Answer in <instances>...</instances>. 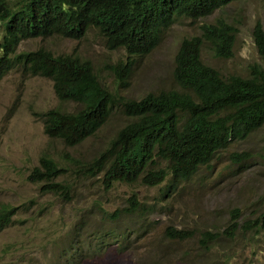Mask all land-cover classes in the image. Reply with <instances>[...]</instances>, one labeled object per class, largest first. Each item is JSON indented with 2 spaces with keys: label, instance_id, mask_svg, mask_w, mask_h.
Returning <instances> with one entry per match:
<instances>
[{
  "label": "rangeland",
  "instance_id": "obj_1",
  "mask_svg": "<svg viewBox=\"0 0 264 264\" xmlns=\"http://www.w3.org/2000/svg\"><path fill=\"white\" fill-rule=\"evenodd\" d=\"M256 23L264 30V0L235 1L198 20L180 16L162 31L150 54L133 59L122 87L113 68L127 61L125 52L107 49L94 32L80 40L29 39L17 52L45 49L76 57L91 64L98 83L115 98L137 101L149 93L177 89L174 55L182 40L199 35L205 25L235 29L231 58H215L204 44L200 57L206 65L222 77L246 78L253 64L264 70L252 38ZM53 108L75 112L81 105L60 102L52 83L39 76L12 71L0 80V205L34 201L0 232V264H264V231L258 226L264 214V125L218 151L186 182L169 188L167 182L156 187L116 183L105 190L101 174L92 176L84 167L128 119L114 110L93 136L68 147L43 132L39 115ZM240 154L244 156H234ZM42 155L62 169L56 182L68 185L69 200L42 192L41 184L27 180ZM133 195L149 214L126 215L122 209ZM112 214L119 215L118 221L109 220ZM76 223L82 229L74 235ZM168 227L189 237L171 240L165 235ZM110 231L126 233L125 240L102 236ZM74 241L78 252L61 257Z\"/></svg>",
  "mask_w": 264,
  "mask_h": 264
},
{
  "label": "trees",
  "instance_id": "obj_2",
  "mask_svg": "<svg viewBox=\"0 0 264 264\" xmlns=\"http://www.w3.org/2000/svg\"><path fill=\"white\" fill-rule=\"evenodd\" d=\"M235 1L239 0H0V80L12 71L39 76L52 83L60 102L79 103L81 108L75 112L53 108L39 115L46 137L68 147L93 136L114 110H121L127 124L84 167L85 172L101 174L105 190L116 183L137 182L146 187L167 182L165 186L169 188L186 182L201 167L208 166L218 151L233 141L244 140L264 125V70L253 64L246 78L222 77L200 57L202 46L208 44L215 58H231L234 28L205 25L199 35L182 40L173 58L172 77L177 89L149 93L137 101L115 98L101 87L88 62L45 49L18 53L17 47L34 38L80 40L89 31L94 32L107 49L125 52L127 61L113 68L122 87L133 59L150 54L162 31L175 19L185 16L198 20ZM252 38L264 62V30L259 23L253 28ZM234 156L242 158L244 154ZM61 171L53 159L42 155L27 180L41 184L42 192L69 200L68 185L56 182ZM33 202L0 205V232L17 214L29 210ZM122 210L127 211V216L150 213L140 207L134 195ZM118 219V214L109 216L110 221ZM258 226L264 231V214ZM81 229V225L74 224V235ZM125 235L110 231L102 236L124 237V241ZM165 235L171 240L189 237L169 227ZM70 244L61 257L70 250L78 252L74 248L77 243Z\"/></svg>",
  "mask_w": 264,
  "mask_h": 264
}]
</instances>
